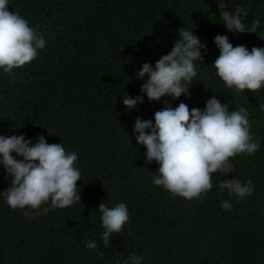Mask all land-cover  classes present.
Wrapping results in <instances>:
<instances>
[{
  "label": "trees",
  "instance_id": "1",
  "mask_svg": "<svg viewBox=\"0 0 264 264\" xmlns=\"http://www.w3.org/2000/svg\"><path fill=\"white\" fill-rule=\"evenodd\" d=\"M226 4V10L239 6L248 13H241L248 27L259 20L257 32L229 31L217 0H9V10L46 43L36 59L11 75L0 69V135H25L35 144L42 134L48 143L75 152L81 200L47 214L13 210L3 194L12 177L0 164V264H131L132 253L143 257L140 264H264V88L229 89L213 65L220 55L217 35H227L234 47L264 48V0ZM179 28L192 30L207 45L194 61L190 96L150 101L138 72L146 62L155 68L172 50ZM127 95L142 96L143 103L129 109L123 104ZM213 96L230 111L243 107L250 113V134L260 146L253 155L231 159L234 173H214V187L203 199L173 197L153 183L159 164L147 162L136 119L154 124L155 112L166 106L183 102L204 109ZM234 177L245 184L251 179L253 193L241 199L219 189L221 180ZM222 201L232 210H224ZM102 202L109 208L124 203L129 213L108 247ZM89 241L96 249L87 247Z\"/></svg>",
  "mask_w": 264,
  "mask_h": 264
},
{
  "label": "clouds",
  "instance_id": "2",
  "mask_svg": "<svg viewBox=\"0 0 264 264\" xmlns=\"http://www.w3.org/2000/svg\"><path fill=\"white\" fill-rule=\"evenodd\" d=\"M217 3L229 31L257 32L260 21L253 20L250 27L246 26L241 13L244 16L248 13L242 7L238 6L233 12L226 10V0H217ZM178 32L180 38L168 54L156 61L155 68L146 62L138 72L137 78L145 81L141 92L146 93L150 101H159L165 96L173 99L185 94L190 96L187 85L192 84L197 75L194 61L203 57L202 49L206 50L207 45L202 44L192 30L179 28ZM45 43L25 18L9 10V0H0V69L11 75L13 69L36 59ZM214 43L220 55L213 65L227 88L253 93L264 88V48L234 47L227 35H217ZM138 102L143 103L142 96L123 97V104L129 109L135 108ZM260 108L264 111V102ZM249 115L243 107L230 111L228 104L213 96L204 109H190L183 102L175 108L166 106L155 112L154 124L152 120L138 117L134 125L137 142L146 146L147 162L159 164L153 183L163 186L173 197L203 199L214 187V173L223 176L234 173L232 158L238 154L253 155L258 150L259 142L250 134ZM18 156L23 159H17ZM77 160L75 152H66L62 143H48L42 134L35 144L25 135H0V164L12 177L11 186L3 192L7 204L13 210L28 207L39 215L41 209L47 214L50 209L69 207L80 201L81 172L76 167ZM219 189H227L230 196L235 194L241 199L254 191L251 179L245 184L235 177L221 180ZM45 204L50 206L42 208ZM221 207L232 210L228 201H222ZM99 211L105 228L103 244L108 247L112 234L123 232L129 213L124 203L109 208L102 202ZM24 214L35 218L30 212ZM87 247L96 249L97 244L89 241ZM142 259L135 253L129 257L131 264H140Z\"/></svg>",
  "mask_w": 264,
  "mask_h": 264
}]
</instances>
